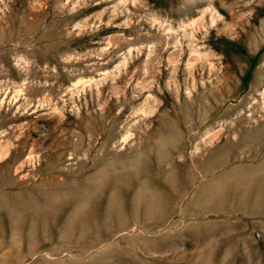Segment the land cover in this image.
Returning a JSON list of instances; mask_svg holds the SVG:
<instances>
[{
    "label": "rangeland",
    "instance_id": "1",
    "mask_svg": "<svg viewBox=\"0 0 264 264\" xmlns=\"http://www.w3.org/2000/svg\"><path fill=\"white\" fill-rule=\"evenodd\" d=\"M0 264H264V0H0Z\"/></svg>",
    "mask_w": 264,
    "mask_h": 264
}]
</instances>
